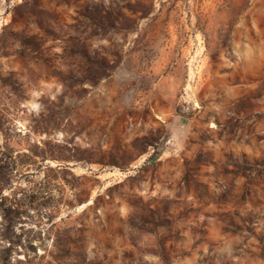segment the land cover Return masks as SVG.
<instances>
[{
    "label": "rangeland",
    "instance_id": "rangeland-1",
    "mask_svg": "<svg viewBox=\"0 0 264 264\" xmlns=\"http://www.w3.org/2000/svg\"><path fill=\"white\" fill-rule=\"evenodd\" d=\"M0 264H264V0H0Z\"/></svg>",
    "mask_w": 264,
    "mask_h": 264
}]
</instances>
